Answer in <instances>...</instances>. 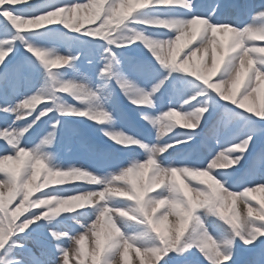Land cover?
Instances as JSON below:
<instances>
[{"label":"snow or ice","instance_id":"obj_1","mask_svg":"<svg viewBox=\"0 0 264 264\" xmlns=\"http://www.w3.org/2000/svg\"><path fill=\"white\" fill-rule=\"evenodd\" d=\"M257 93L264 0H0V264H264Z\"/></svg>","mask_w":264,"mask_h":264},{"label":"rangeland","instance_id":"obj_2","mask_svg":"<svg viewBox=\"0 0 264 264\" xmlns=\"http://www.w3.org/2000/svg\"><path fill=\"white\" fill-rule=\"evenodd\" d=\"M77 15L78 16H90L91 15V11L90 10L81 9V10H78ZM94 23H98V22H94ZM83 26L84 27H88L90 25L85 23ZM224 38L227 39L228 38L227 35H225ZM181 43L183 44V41ZM57 47H63V46L57 45ZM184 50H186V49H184ZM60 54L65 55L67 53H66V51H61ZM180 55H183V51H181ZM210 58H211V51H209V53H204L203 51H201L200 53H197V55L195 57L192 58V60L189 62V67H191V68H202L206 64L210 63ZM63 67H67V66L64 65ZM218 76H219V73H217L216 76L212 77L213 82H215L217 80ZM223 88L224 89H230L231 88V84H225V85H223ZM240 91L242 92L243 89L241 88ZM66 98L69 99V101L71 102V98L70 97H66ZM239 98H240L239 95H237V99H239ZM120 102L123 105H127L128 104L127 100L123 97V95H121V97H120ZM262 102H264V95H262L261 93H257V94H255V98L253 100L249 101V104L251 106H253V107H259ZM38 107H39V105H38ZM177 111L180 112L179 109ZM170 119H173V120L179 122L177 124L178 128H182L183 125L185 123H187V121L184 119V117L182 115H177V116H174V117H172ZM2 143L3 142L0 141V145H2ZM5 165L9 166V167H15V166H17V162H15V161H6ZM146 176H147V173H145V178H146ZM139 178L140 177H137V179H139ZM178 178H181V177H179V174H178ZM43 190H45V189H43ZM253 195H255L259 199H264V192H256ZM237 206L238 207L241 206V200L239 198L237 199ZM88 222L91 223V220H89ZM84 250L87 253H91L94 250V237H92V236L86 237V239L84 241ZM71 261H73V262L75 261V257L74 256L71 257ZM120 264H123V260L122 259L120 261ZM129 264H139V256H137L134 251H130Z\"/></svg>","mask_w":264,"mask_h":264},{"label":"trees","instance_id":"obj_3","mask_svg":"<svg viewBox=\"0 0 264 264\" xmlns=\"http://www.w3.org/2000/svg\"><path fill=\"white\" fill-rule=\"evenodd\" d=\"M34 195H36V193Z\"/></svg>","mask_w":264,"mask_h":264}]
</instances>
